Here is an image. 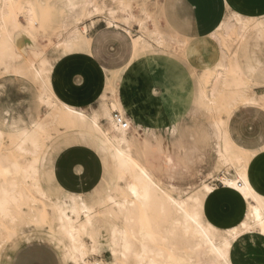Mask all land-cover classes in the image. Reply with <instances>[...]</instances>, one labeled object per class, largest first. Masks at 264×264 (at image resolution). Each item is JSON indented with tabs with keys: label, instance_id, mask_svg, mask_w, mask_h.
Returning a JSON list of instances; mask_svg holds the SVG:
<instances>
[{
	"label": "bare ground",
	"instance_id": "bare-ground-1",
	"mask_svg": "<svg viewBox=\"0 0 264 264\" xmlns=\"http://www.w3.org/2000/svg\"><path fill=\"white\" fill-rule=\"evenodd\" d=\"M14 1L4 0L9 9L0 7V29L5 30V36L0 40V67L16 74L28 73L36 79H41L44 86L38 97L40 103L49 109L47 116L57 111L60 114V122L71 132L80 131L99 137L116 167V180L112 187L106 188V196L95 204L82 200V195H53L47 191L46 186L50 185L43 182L41 172L44 157L43 151L39 154L42 148L40 139L45 134V124L39 121L34 123L29 131H15L11 138L16 140V151L33 157L26 162H23V159L20 162L15 158L0 157V246L4 245L9 251L18 236L32 232L31 229L41 228L51 235L62 256L68 257L72 264H87V255L93 252V248L95 251L98 249L91 242V251L86 249L84 238L87 237V228L95 218L105 215L115 220L120 227L117 242L109 247L111 254L113 251L118 253L113 256L115 264H213L214 259L218 262L215 253L228 239L229 233L232 234L231 247L232 242L241 234L256 231L239 229L247 221L256 226L264 222V197L250 182L246 186L239 182L235 155L240 148L230 140L227 132L228 119L238 105L264 109V106H261L264 94H254L255 87L250 83L251 76L233 71L230 77L226 72V65L222 63L207 70L198 80L197 102L193 106L196 111L193 116L201 122V134L210 140L212 145L208 147L218 163L232 166L236 171L235 179L221 177L220 180L226 186L232 187L235 184L236 187L232 188L236 189L247 203L245 218L239 225L219 230L203 216L204 200L214 190L211 185L203 183L201 188L187 199L177 200L157 181L153 170L145 161L141 144V138H148L151 127L138 122L132 114L127 115L132 105L127 104L115 86L116 82H122L123 70L102 71L105 76L101 78V89L93 95L98 101L97 109L74 105L72 96L69 100L58 98L44 82L49 67L46 59L40 57L41 52L34 49L36 51L32 52V55L24 58L23 53H17L10 45L15 32L30 38L37 32H42L41 27L28 15V9V16H25L27 24H21L17 13L12 11ZM78 1L83 3L84 18L92 19L104 15L107 26H118L113 20L119 19L128 27L135 21L142 30L146 29L149 21L143 10V17L137 18L121 0H112L121 6L117 10L107 7L104 0H66L65 8L70 12L77 10ZM232 17H237V14L233 13ZM225 25L226 23L222 22L218 29L224 28ZM261 25L264 23L257 24V27ZM62 32L65 34L64 49L68 52L80 49L88 54L90 37L86 33L79 34L77 24L62 23ZM147 32L156 44L161 45L165 41L156 27ZM133 44L134 54L152 47L142 36L133 38ZM10 61H18L19 64L11 65ZM224 92L228 93L229 102L226 104L224 116H220L212 106L217 105L216 100ZM114 111L119 112L128 122V128L123 129L115 123L112 118ZM186 145L190 147L174 149L183 152L184 156L188 153L191 156L200 153L195 146ZM249 162L244 167L245 175L249 170ZM164 163L169 169L176 167L174 157L169 151L165 154ZM133 191L137 193L136 196L132 194ZM172 201L181 205L183 211L176 209L174 213L169 214V209L175 208ZM197 207L199 212L194 215ZM257 232L264 234V230ZM82 252L84 255H81ZM160 253H164V256ZM5 264L8 263L5 261ZM93 264L105 263L95 260Z\"/></svg>",
	"mask_w": 264,
	"mask_h": 264
},
{
	"label": "rangeland",
	"instance_id": "rangeland-1",
	"mask_svg": "<svg viewBox=\"0 0 264 264\" xmlns=\"http://www.w3.org/2000/svg\"><path fill=\"white\" fill-rule=\"evenodd\" d=\"M100 1L101 0H97V2ZM104 1L107 7L116 10L121 7L112 0ZM121 1L129 6L131 12L135 14L137 18L143 17L142 10L148 15L149 21L146 24V29L141 30L139 28V36H142L146 41L150 42L152 46L156 45L157 47H161L170 44L171 40L160 31L157 24V6L161 0ZM78 2L77 10L70 12L65 8V5L62 4V0H15L12 11L13 13H17L21 24L24 26L27 24L25 16L27 15L26 11L28 9V15L34 20L37 26L41 27L42 32H37L33 38L15 32L12 35L10 45L17 53H23L22 55L24 58L32 55V52H35L37 49V51L41 52L40 57L46 59L49 67V71L46 75L47 79H44V82L47 84V88L58 98L69 100L70 96H72L74 105L97 109L98 101L93 98V95L100 91L101 86L88 79L71 80L72 76L70 71L75 70V68L69 61L65 60L71 59L73 56L77 55H81L82 58L84 57L85 59H82L77 76L86 78L94 75L97 77V69L95 66L88 64L87 59L89 58L96 59L97 62L110 66L111 64L121 65V59H123L122 63H125V60H127V62L134 61L137 54H134L133 50L131 53L122 54L118 52L115 54L111 49L107 50L104 47H100L99 50L97 47L96 51L93 52L94 55L92 54L93 58L92 56H87L86 53L80 49L75 52H68V50L64 49L63 41L65 40V34L62 32V23L69 24L72 22L77 24L79 34L83 35L87 32V29L99 22L100 25L106 26L104 19L106 16L104 15L95 16L92 19L84 18L83 3L80 1ZM6 4L4 0H0L1 8L9 9V6H6ZM231 11L232 15L235 13L237 17H232V15L229 17L226 14L222 21L226 23L225 27L222 29L217 28V30L202 43L205 49H210L213 45H216L219 47L220 52L216 54L218 60H216L214 64L206 65L199 78L205 75L206 71L212 69L220 60L226 65V72H228L230 77L233 71L250 77V68L256 67L259 62L264 66V25L257 27V24L264 23V14L248 15L241 12L238 13V11L233 8ZM113 21L118 25V29L115 30L118 33L117 37H119V39L116 40V44L129 47V44H132L131 39L137 37L136 25L138 26V24L133 21L130 27H128L122 24L119 19H114ZM150 22L153 23L152 28L149 27ZM154 27H156L165 38V41L161 45L156 44L149 38L147 31ZM122 28L128 29L130 32L129 35L122 31ZM1 30L3 31L2 33ZM3 35L5 36V30L0 29V40L4 38ZM88 37H92V34H88ZM151 48L152 47L149 49ZM113 58L115 61L111 62ZM9 63L11 65L19 64L18 61H10ZM99 72L101 78L105 76L101 71ZM42 82L41 79H36L31 74H16L11 70H5L0 67V131L2 132V136L0 137V157L15 158L20 162L30 160L33 157L30 154H22L16 151L14 148L16 140L11 138V136L15 131H29L34 123L41 121L45 124V134H43L42 136L44 137L41 136L40 139L42 148L39 154L43 151L44 161L42 163L41 172L43 182L50 185L46 186L47 191L53 195H60L61 193L66 194L57 184L53 187L46 177L50 175L52 180H54L52 174L53 164L55 158L61 151L69 146L83 145L92 148L100 156L104 166V174L99 186L90 194L82 195L81 198L87 203H98L106 196L108 191L106 188L112 187L116 180V167L112 162L110 153L105 150L104 142L96 135L91 133L86 134L80 131L71 132L60 122V114H58L57 111H53L51 115L47 116L49 109L43 103H40L38 97L44 86ZM263 87L264 85L255 89L254 94L257 96L264 94ZM227 96L229 95L226 92L220 94L219 98L216 100L217 105L212 106V109L218 112L220 116H224L225 110L227 109L226 104L229 102ZM243 107L245 106L238 105L233 112ZM254 109L260 112L256 119L263 121L264 110L258 107H254ZM130 110L127 111V115ZM194 111H196L194 107L191 110L183 109L180 111L182 117L176 121L179 123L186 139L185 142H178L177 144L181 146L185 144L195 146L200 150V153H197V155L191 156L188 153V155L185 154L184 156L182 154L183 152L180 153L174 148H171L168 141L163 138L160 129L154 128L156 131L155 133L161 137L160 141H158L159 143L150 139L145 140L141 138L145 161L153 170L161 187L165 191H169L172 197L177 200L187 199L188 196L200 189L203 183L212 186L215 180L220 178L223 173L234 176L237 175L232 166L218 163L216 156L211 151V148L208 147V145H210V147L212 145L210 140L204 137L199 130V120L196 116H193ZM88 141H91V143H86ZM168 151L176 162V167L174 169L167 168V165L164 163L165 154ZM202 153L204 154L202 155ZM21 159L23 160L21 161ZM105 161H111V168L106 165ZM104 216L105 215H102V219L96 227L99 247L95 252H90L87 255L86 263L88 258L92 257L98 258L93 259L92 264L95 260L103 261L105 264H109L110 259L114 261V257L108 245L111 243L114 236L115 223ZM31 231L32 232H27L24 235L18 236L14 241L15 244L10 246L9 251H7V247L4 245L0 246V264H5V261L10 264L13 255L18 250L33 243L49 245L57 252L61 264H72L68 257L62 256L59 246L57 247L56 244H54L51 235H48L44 229L37 228L31 229ZM84 243L86 249L91 251L89 238H84ZM1 247L5 250H2Z\"/></svg>",
	"mask_w": 264,
	"mask_h": 264
},
{
	"label": "crops",
	"instance_id": "crops-1",
	"mask_svg": "<svg viewBox=\"0 0 264 264\" xmlns=\"http://www.w3.org/2000/svg\"><path fill=\"white\" fill-rule=\"evenodd\" d=\"M65 3L66 0H62V4L65 5ZM232 8L243 14L261 15L264 14V0H232ZM157 9V24L160 31L171 40L169 45L161 47L153 45L151 49L139 51L134 61L125 60V64L121 59V65L106 66L97 62L96 59L89 58L88 64L95 66L97 77L95 75L86 78L77 76L82 59H85L81 55L73 56L65 61H69L75 68L70 71L71 80L88 79L100 86L102 84L99 71L123 70V80L121 83L116 82L115 86L127 104L132 105L128 115L131 113L138 122L151 127L147 139L160 141L161 137L155 133V129H160L163 138L168 141L171 148L190 147L186 144L183 146L177 144L185 142L186 138L176 120L182 117L181 110L193 108L200 74L206 65L214 64L218 60L216 54L220 52L219 47L213 45L210 49H205L202 43L217 30L226 13L221 8V0H161ZM99 23L87 29L86 34H92L87 56L94 55L93 52L97 47L99 50L100 47L111 49L115 54L134 51L133 39L129 47L116 44L119 37L115 30L118 26L104 27ZM152 26L153 23L150 22L149 27L152 28ZM122 31L129 35L126 29L122 28ZM139 32V27L136 25L137 37ZM114 61L113 58L111 62ZM222 63V60L218 61L213 68ZM249 70L251 71L250 83L255 89L262 87L264 85L263 64L259 62L256 67ZM254 107L258 106L238 109L228 119V136L240 149L243 148L244 143L258 141L261 132L264 131V120L256 119L260 112ZM234 123L238 127L235 137L232 134ZM201 126L199 121L200 131ZM237 141H243V143ZM244 150L250 151V149ZM253 157L255 165L253 166L250 160L249 168L252 167L254 173L259 175L260 170L264 168V158L257 159L255 154ZM74 160L80 163L73 164ZM52 174L57 186L64 192L88 195L99 186L103 178L104 166L102 159L92 148L73 145L57 155ZM250 183L264 197V182L256 179L254 183ZM246 212L245 199L232 187H215L203 203L205 220L219 230H227L239 225L245 218ZM101 217L95 218L86 232L90 242L97 248L99 242L96 227ZM106 218L115 223L114 236L108 245L111 247L119 238L120 227L115 220ZM228 255L231 264H264V234L257 231L241 234L232 242ZM10 264H61V262L52 247L43 243H33L18 250Z\"/></svg>",
	"mask_w": 264,
	"mask_h": 264
},
{
	"label": "snow or ice",
	"instance_id": "snow-or-ice-1",
	"mask_svg": "<svg viewBox=\"0 0 264 264\" xmlns=\"http://www.w3.org/2000/svg\"><path fill=\"white\" fill-rule=\"evenodd\" d=\"M221 8L229 17H231L232 0H221ZM261 106H264V100H261ZM237 131H238V127L234 123L233 132H232L234 137L236 136ZM237 142L243 143V141H237ZM80 143H85V142H80ZM86 143L90 144L91 141H88ZM244 149H250V151H245ZM253 154L256 155L257 159L264 158V131L261 132V136L258 141H255L253 143H244L243 148L238 149L236 151L235 167L239 170V182L245 186L248 185L249 182L254 183L256 179H259L262 182H264V168L260 170L259 175L254 173L252 167L249 168L247 175L244 174V167L246 164H248L249 160L252 161L253 166L255 165V159H252ZM79 163L80 161H76V160L73 161V164H79ZM105 163L109 168H111V161H105ZM70 171H72L71 168H70ZM46 179L53 187L55 186L56 181L52 180L50 175H48ZM232 187H236V185L233 184ZM132 194L134 196L137 195L135 191H133ZM171 203L175 205V208L169 209V214L174 213L176 209H180L181 211H183V208L181 205L175 204V201H172ZM198 212H199V208L197 207L196 213H194V215H197ZM197 218L199 217L197 216ZM177 224H179L178 221H177ZM253 229H255L256 231L264 230V222L260 223L259 226H256L252 224L250 221H247L245 222L243 227L239 230L240 231H244V230L252 231ZM231 236L232 234L229 233L228 239L223 242L222 247H220L219 250L215 253V256L218 257V262L214 259L213 264H231L229 255H228L229 249H230ZM92 251L95 252V249L93 248ZM81 255H84V253L82 252ZM112 255L117 256L118 253L113 251ZM160 255L163 257L164 253H160ZM93 259H98V258L96 257L88 258L87 264H92ZM109 264H115V262L111 261L110 259Z\"/></svg>",
	"mask_w": 264,
	"mask_h": 264
},
{
	"label": "built area",
	"instance_id": "built-area-1",
	"mask_svg": "<svg viewBox=\"0 0 264 264\" xmlns=\"http://www.w3.org/2000/svg\"><path fill=\"white\" fill-rule=\"evenodd\" d=\"M112 118L115 121V123L120 126L123 129H126L129 127L128 122H126V120L121 116V114L117 111H114L112 113ZM234 175H229L228 173H223L221 177H225L227 179H235ZM220 177V178H221ZM220 178L216 179L214 184L212 185L213 188L215 187H230V186H226L221 180ZM240 185V183H238Z\"/></svg>",
	"mask_w": 264,
	"mask_h": 264
}]
</instances>
